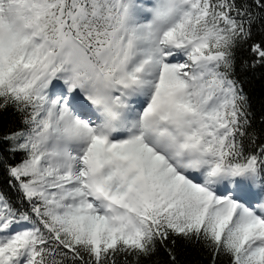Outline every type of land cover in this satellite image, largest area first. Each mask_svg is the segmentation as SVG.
<instances>
[{
    "label": "snow or ice",
    "instance_id": "6c2138e0",
    "mask_svg": "<svg viewBox=\"0 0 264 264\" xmlns=\"http://www.w3.org/2000/svg\"><path fill=\"white\" fill-rule=\"evenodd\" d=\"M0 264H264V0H0Z\"/></svg>",
    "mask_w": 264,
    "mask_h": 264
},
{
    "label": "trees",
    "instance_id": "16d2710c",
    "mask_svg": "<svg viewBox=\"0 0 264 264\" xmlns=\"http://www.w3.org/2000/svg\"><path fill=\"white\" fill-rule=\"evenodd\" d=\"M261 91H262V86L258 82L250 88V92L253 96V100L257 104V106L259 105L260 102Z\"/></svg>",
    "mask_w": 264,
    "mask_h": 264
}]
</instances>
